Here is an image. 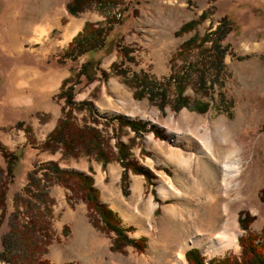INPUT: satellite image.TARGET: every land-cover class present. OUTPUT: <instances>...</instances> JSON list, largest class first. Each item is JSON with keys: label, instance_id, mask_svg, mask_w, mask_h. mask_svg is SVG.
Wrapping results in <instances>:
<instances>
[{"label": "rangeland", "instance_id": "rangeland-1", "mask_svg": "<svg viewBox=\"0 0 264 264\" xmlns=\"http://www.w3.org/2000/svg\"><path fill=\"white\" fill-rule=\"evenodd\" d=\"M64 2L0 0V144L8 150L21 148L3 199L5 212L0 236L12 222L22 224L26 220L22 204L25 172L34 163L57 159L61 167L86 172L89 165L94 185L102 189L103 195H110L121 219L127 216L134 219L131 222L136 223L138 231L132 229L127 234L144 235L145 244L141 251L130 245L122 252L111 251L108 245L113 232L93 227L79 195L52 183L47 187L53 198L48 216L50 238L40 257L52 264L68 260L80 264H174L176 250L194 235L193 230L203 231L206 227L204 219L210 211L203 206V197L217 194L226 161L238 168L237 174L227 176L228 196L236 198L229 208L236 221L239 210L253 214L248 230L264 244V202L258 198L264 180V0H124L121 25L115 23L112 29L118 27L120 36L115 40L131 47L133 61L123 59L118 47L113 46L102 54L98 64L109 71L108 76L79 83L74 99H90L98 114L107 117L121 114L144 124V129L137 133L127 125L118 131L123 142L133 138L131 157L147 168L151 165L153 174L147 183L142 174L128 170L125 189L120 188L116 178L122 170L117 160L101 166L92 156L60 159L59 151L49 152L37 146L60 114L63 101L56 92L61 79L71 68L75 70L82 59L78 57L77 63H72L74 60L61 57L63 48L84 20L102 19L94 7L76 15L68 14ZM230 9L235 23L220 40L225 46L222 66L206 61L202 65L205 72L202 86L197 82V69L201 65L198 51L203 52V46L193 47L183 61L177 57L169 59L170 54L182 39L193 32L201 35L216 25L223 14L227 16ZM200 11L205 13L204 18L193 29L174 34L180 22L196 18ZM47 23L51 24L40 34L33 32L35 26ZM73 24L78 25L76 30L63 38L65 28ZM111 61L116 63V72L109 68ZM140 69L157 80L174 69L186 72L188 79L181 95L187 97V103L171 108L176 101L174 81L168 87L167 102L161 106L145 95L133 97V88L126 80ZM198 99L208 101L205 111L191 109ZM76 116L88 117L84 110L76 112ZM111 125L117 127L113 120L104 128L109 136ZM109 140L112 143L114 137ZM204 140L210 142L212 156L205 152ZM180 157L189 158L187 169L175 161ZM3 165L0 155V166ZM162 183L169 188L166 197L158 192ZM194 186L201 189L202 196L193 195ZM243 194H249V199H243ZM150 199L155 204L151 213L147 205ZM39 205L42 206L40 200ZM172 207L178 215L170 212ZM216 222L215 227L220 219ZM237 225L238 243V236L245 231L238 221ZM136 232L139 235L133 236ZM195 247L205 261L212 256L239 254V243L237 249L227 248L212 255ZM2 248L0 240V251ZM16 249L18 246L12 244L7 255L14 252L15 259L26 264L28 259L22 258V248ZM30 261L39 264L35 257Z\"/></svg>", "mask_w": 264, "mask_h": 264}, {"label": "trees", "instance_id": "trees-1", "mask_svg": "<svg viewBox=\"0 0 264 264\" xmlns=\"http://www.w3.org/2000/svg\"><path fill=\"white\" fill-rule=\"evenodd\" d=\"M123 2L124 0H65L64 8L68 14L76 15L82 10L94 7L102 15V19L84 20L80 29L71 36L63 48L61 57L74 60L72 63H77L78 57H82V59L75 70L71 68L69 74L61 79L56 92V96L63 101L60 114L37 146L39 149L49 152L59 151L60 159L76 158L82 155L92 156L100 161L101 166L109 160H117L122 167L119 175L120 185L122 189H125L128 170L131 173L142 174L147 183L151 182L149 179L153 174L150 169L139 164L130 155L129 150L133 144V138L129 137L127 142L118 138L119 128L123 125H127L134 133H137L144 129V124L134 118H125L121 114H113L109 117L98 114L90 99L82 98L77 101L74 99V93L79 83L91 82L98 76L102 79L108 76L109 71L101 69L98 64L102 54L110 51L113 46L118 47L117 50L123 59L133 61V56L129 53L131 47L119 44L120 41L115 40L119 35L118 27L112 29L115 23L121 25L124 16ZM232 10H228L227 16L223 14L216 25L212 28L208 27L201 35L197 36V33L193 32L182 39L170 54L169 59L177 57L183 61L193 47L202 45L203 52L198 51L201 65L197 69V82L202 86L205 84V72L202 65L209 62L217 64L219 67L222 66L225 46L221 45L220 40L235 23L232 18L234 13ZM204 15L205 13L200 11L196 18L182 21L174 30V34L180 35L193 29L197 22L204 18ZM205 42L208 44L206 45ZM115 64V61L109 63V68L113 69V72H116ZM118 72L121 71L118 70ZM187 79V73L183 70L180 72L175 69L171 70L166 77L157 80L150 77L145 70L140 69L138 72H134L126 82L133 88V97L139 98L145 95L147 99L157 100L158 105L161 106L167 102L168 87L172 83L171 81H174L176 101L171 108L176 109L187 103V97L181 95ZM207 106V100L198 99L194 101L191 109L205 111ZM82 110L87 113V118L84 116L77 118L76 112ZM100 116L103 118L102 120L99 119ZM113 120L117 127L111 125V136L114 137V140L110 143L111 136L106 133L104 128ZM262 130L264 131V125H262ZM0 155L4 162V165L0 166L1 222L5 212L3 201L5 191L14 175L15 164L20 158L21 148L8 150L0 144ZM52 183L60 184L79 195L84 202L86 215L90 218L89 221L93 227L113 232L108 245L111 251L122 252L126 245L132 246L137 251L142 250L145 236L131 237L127 234L131 227H122L119 224L116 213L100 199L99 189L94 185L89 165L88 172H86L61 167L57 159H47L34 163L25 172V183L22 186L25 195L22 198V204L23 210L26 212V220L22 224L12 222L8 230L1 234L0 240L3 248L0 251V264H23L22 261L15 259L16 253L12 252L7 255V251L9 252L10 246L14 243L18 249L22 248L21 250L24 252L21 255L22 258L28 259L26 264H31L32 257H35L39 264H52L47 258L40 257L46 251V245L50 238L48 216L53 198L48 194L47 187ZM66 197L68 198L67 194ZM258 198L264 202V180L259 189ZM39 200L42 206L39 205ZM252 219L253 214H250L248 210L238 211L237 221L245 231L244 234L238 236V255L212 256L206 263L203 255L196 247L192 246L184 251L185 260L188 264H264V244L256 240L257 235L254 232L248 230V223ZM36 229L39 230H37L38 234ZM59 264H80V262L68 260Z\"/></svg>", "mask_w": 264, "mask_h": 264}, {"label": "bare ground", "instance_id": "bare-ground-1", "mask_svg": "<svg viewBox=\"0 0 264 264\" xmlns=\"http://www.w3.org/2000/svg\"><path fill=\"white\" fill-rule=\"evenodd\" d=\"M50 24L51 23H47V25L38 27L35 26L33 32L35 31L40 34ZM77 26L78 25L75 24H73L72 27L68 25L65 28V32L62 37L65 38L66 36L72 34L76 30ZM73 28L74 30H72ZM203 145L205 152L212 156V148L210 142L208 140H204ZM175 161H177L184 169H187L190 160L189 158L180 157L177 158V160ZM237 170L238 168L234 167L232 163L226 161L224 162V164L222 165V185L217 190V194L214 196L212 195L203 197V206L210 211V214L208 215L207 219H204L206 227L203 228V231L198 228H195L193 230L194 235L189 237L187 241L184 242L176 250L177 258L174 264H187L183 252L184 249L190 245H197L202 249V251H206L210 255L216 252H223L227 248L237 249V233L239 227L237 225L235 213L229 208L231 204H234L236 198H230L227 193L228 190H226L229 185L227 181V176H229L230 174H235ZM168 189L169 188H167L165 184L162 183L158 187L159 195L161 197H166V195L168 194ZM201 192L202 191L198 186H194L193 195L202 196ZM187 197H190V195H187ZM242 197L243 199H249V194H243ZM221 198H223V201H221ZM147 205L148 210L151 213L153 209H155V204L150 199ZM170 212L173 215H178L177 209L175 207H172L170 209ZM126 219L130 221L134 220L128 216L126 217ZM218 219H220V223L217 227H215L217 225L216 221ZM198 220L202 221V218L199 217ZM107 264L110 263L107 262Z\"/></svg>", "mask_w": 264, "mask_h": 264}, {"label": "crops", "instance_id": "crops-1", "mask_svg": "<svg viewBox=\"0 0 264 264\" xmlns=\"http://www.w3.org/2000/svg\"><path fill=\"white\" fill-rule=\"evenodd\" d=\"M189 19V18H188ZM185 21V20H184ZM181 23V22H180ZM179 23V24H180ZM166 45L168 44V41H166V42H164ZM149 166V168H150V170L152 171V169H151V165H148ZM87 168H88V165H87ZM119 175H120V172H119V174L116 176V178L119 180ZM119 185H120V181H119ZM120 188H121V185H120ZM62 189V188H61ZM98 189H99V194H100V199L103 201V202H105L106 203V205L109 207V208H111L115 213H116V215L118 216V218H119V224L122 226V227H126V226H130L131 227V231H132V229L134 230V231H138V229H137V225H136V223H133V222H131L130 220V222L128 221V219H124V220H122L121 219V217L119 216V214H118V206L116 205V203L110 198V195H103L102 194V189L100 188V187H98ZM106 189V188H105ZM113 192V194L115 193V191H112ZM125 216L123 215V218H124ZM90 226V225H89ZM90 229H92V226H90ZM93 230V229H92ZM128 231H130V230H128ZM139 233L140 232H136V233H134V234H132L133 236H138L139 235ZM93 237H95V236H93ZM96 238H98V237H96ZM95 244H96V242H95ZM94 244V245H95ZM93 245V246H94ZM93 252H94V247H92V249H91Z\"/></svg>", "mask_w": 264, "mask_h": 264}, {"label": "water", "instance_id": "water-1", "mask_svg": "<svg viewBox=\"0 0 264 264\" xmlns=\"http://www.w3.org/2000/svg\"><path fill=\"white\" fill-rule=\"evenodd\" d=\"M199 252H200V250H199ZM200 253H201V252H200ZM208 260H209V259H207V261H206V262H208Z\"/></svg>", "mask_w": 264, "mask_h": 264}]
</instances>
